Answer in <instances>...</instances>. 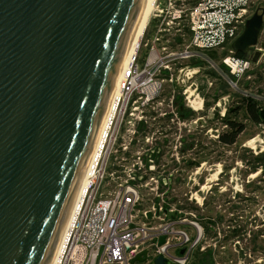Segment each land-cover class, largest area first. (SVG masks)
<instances>
[{
    "label": "water",
    "instance_id": "95a60500",
    "mask_svg": "<svg viewBox=\"0 0 264 264\" xmlns=\"http://www.w3.org/2000/svg\"><path fill=\"white\" fill-rule=\"evenodd\" d=\"M151 1L0 0V264L52 263ZM263 30L233 50L256 64Z\"/></svg>",
    "mask_w": 264,
    "mask_h": 264
},
{
    "label": "built area",
    "instance_id": "2783aa9c",
    "mask_svg": "<svg viewBox=\"0 0 264 264\" xmlns=\"http://www.w3.org/2000/svg\"><path fill=\"white\" fill-rule=\"evenodd\" d=\"M189 2H203V0ZM217 3L210 2L209 7L207 6L204 10L201 24L193 22V25L183 28L181 37L187 38L188 36L193 39L198 50L209 54L221 47L226 49L227 45L229 49L222 57L220 66L212 56L204 59L199 55L198 58L202 60V63H199L201 66L192 72L197 76V81L191 83L190 89L196 88L183 92L184 113H180L175 104L176 94L170 96L167 101L164 99L165 102H170L172 111L161 113L160 120L167 121L170 129L169 120L174 121L173 117L170 118L171 115L176 118L182 117L181 119L185 121L188 118L181 114H192L193 116V113L199 114L204 111L205 100L207 97L210 99V92L215 87L217 77L223 78L232 90L237 91V94L264 103V95L259 90L248 92L254 86L264 84L262 81L264 42L260 37L259 44L254 49L262 54L256 64L245 60L244 57H237V52L232 47L253 15L244 22V29L239 36L237 33L234 34L232 29L239 20L238 11L246 13V9L235 6L229 13L225 12L226 16H223L221 12L226 5L222 4L225 7L221 8ZM202 6L203 4H200V7L198 6L195 10L200 12ZM180 17L178 20L182 19V16ZM235 37L236 39L229 44L227 38ZM156 41H160L158 36ZM163 49L166 50L167 47ZM174 55L176 54H170V56ZM158 59L157 52L152 47L150 58L144 69L137 64V55L125 69L121 98L106 145V152L99 163L95 177L89 183L80 214L59 264H156L160 258L165 260V264L169 261L172 264H193L194 254L197 251L202 252L210 247L217 248L216 244H208L209 238L205 236L200 222L199 211L202 213L206 211L205 202L209 195L202 197V202L197 199L201 191V188H195L197 185L193 188L196 189L195 194L191 193L189 197L184 193L188 178L185 174L190 172L191 176L197 175L200 168L207 164V162L200 163L201 141L199 139L201 136L198 137L201 130L199 135L192 138L190 142H181L179 146L174 147L175 154L169 165L162 164L164 152L158 144L155 148L139 146V149L145 151L144 154H141L140 150L135 152L133 150L139 142L149 143L151 139L149 133L152 131L151 117H155L154 114L144 116V111L138 112L140 106L149 108L150 104L160 99L162 83L174 81L172 59L165 63L164 71L159 70V75L168 73L169 77L162 79V83H153L152 70L156 68ZM253 68L257 70L254 71ZM180 71L183 72V70ZM258 74H261V77ZM148 77V81L144 80ZM253 77L255 80H252ZM246 80L252 81V84L249 88L243 89L241 83ZM145 89L150 90V95H147ZM205 91L206 93L203 94ZM145 94L147 98L141 102ZM222 99L227 101L228 96ZM217 107L218 105H215L214 110L217 111ZM226 113L225 108L220 114L221 118H224ZM127 115L130 117L129 121H126ZM193 124L201 128L202 122L200 118H197ZM258 127L261 134H264V124ZM141 133L142 137L139 138L138 135ZM215 137L218 139L217 135ZM111 146L114 152H112L109 167L113 168L114 176L120 179L112 190L109 189L108 184L102 186L104 176L101 175V171H105L107 166L105 164L107 150ZM188 151L192 157L189 164L184 155ZM156 167L158 171L161 167L168 169L164 170L165 175L157 177ZM191 176L189 175L190 180ZM113 181H115L114 177ZM185 195L191 202H194L193 198L196 200V207H192L191 204L185 206L188 203ZM162 239L163 243H161ZM224 249L226 247L223 246L222 250ZM138 256H141L143 260H137ZM215 264H234V258L227 257L225 261H216Z\"/></svg>",
    "mask_w": 264,
    "mask_h": 264
},
{
    "label": "rangeland",
    "instance_id": "374dc122",
    "mask_svg": "<svg viewBox=\"0 0 264 264\" xmlns=\"http://www.w3.org/2000/svg\"><path fill=\"white\" fill-rule=\"evenodd\" d=\"M189 1L191 0H158V11L156 12V16L152 19L141 40L140 48L137 53V64H139V67L141 69L145 68L151 55V49L154 47L159 59L156 68L152 70L154 74L152 76L153 83H162V79H167L169 77L168 73L161 74L163 77L159 75V70L164 71L165 63H168V60L172 59L171 67L174 81L172 83L168 81L162 83L160 99L150 104L149 108L140 106L138 112L144 111V116L147 114H154L155 117H151L152 125H150V127L152 131L149 133V138H151L149 143L139 142L133 150L134 152L140 150V153L144 154L145 151L139 149V146L155 148L158 144L164 152L162 164L169 165L175 154L174 147L179 146L181 142H190L192 138L199 135L201 130V134L198 137L200 138L201 136L199 139L201 141V158H203V162H207V164H204L200 168L197 175L191 176V174H189L190 172L185 174L188 178L186 180L184 193L188 194L190 197L191 193L195 194L197 188H201L197 199H200L202 202V197L208 195L212 197V203L209 209H213L216 216H222L223 218V221L219 224V228H217L218 235L214 239L209 238L208 244H216L218 247L223 245L226 246V249H224L225 251L227 250L226 255L228 258H234V264H264V251H258L256 254L253 253V246L256 243L264 246V182H258L262 170L251 173L253 172L254 165L246 166L248 162H254V158L264 153V134H261L258 126L241 115L240 120L246 124V131L240 136L237 146L233 148L221 146L217 143L215 137L216 135L218 136L219 132L224 130L221 124L220 114L225 108L227 112L232 108H236L239 102L237 91L232 90L223 78L220 79V77L215 75L217 77L215 87L212 88L213 90L210 92V99L207 97L205 100L203 112L199 114L193 113L185 108V110L194 114L193 116L192 114H181L183 117L188 118L185 121L181 119L182 117L176 118L174 115H171L170 118H174V121L169 120L171 129L167 126V121L160 120L162 118L160 117L161 113L172 111L170 102H165L164 99L167 101L168 98L174 94L183 98V92L185 90H194L196 88L193 87L190 89L191 83L197 81V76L192 72L194 69L201 66L199 63H202V60L198 58L199 55L204 59H206L207 56L211 57V55H213V59L219 64L218 66H220L223 54L229 49L227 45L226 49L221 47L210 54L206 51L202 52L196 48L193 39L188 36L187 38L181 37L183 28L193 25V22L201 24L205 8L207 6L209 7L210 2H218L217 4L221 8L225 7L223 5H226L224 10L220 9L222 10L221 13L223 16L226 11L229 13L231 8L235 6H241V9H246V13L238 11L237 15L239 16V20L236 21V26L232 29L234 34L237 33L240 36L244 29V22L253 15L250 14L251 11H254L258 6L264 5V0ZM200 4H203V6L201 7V11L198 12L195 9L198 6L200 7ZM180 16H182V19L178 20L181 18ZM157 36L160 39L159 42L156 41ZM180 38H182L183 41ZM235 38H231L232 40L227 38L228 43L231 44ZM261 39L264 42V32L262 33ZM164 47H167V49H163ZM172 53L176 55L170 56ZM180 70H183V72ZM253 70L256 71L257 69L253 68ZM144 80L148 81L149 77L144 78ZM252 80H255V77H253ZM262 81H264V76ZM251 84L252 81H242L241 87L246 89L249 88ZM200 85H202L201 82ZM258 90L264 95V84L256 85L252 89H249L248 92L251 93ZM145 91L148 93L147 95H150V90L145 89ZM205 93L206 91L203 94ZM147 95H144L141 102L146 100ZM226 96H228L227 101L222 99ZM215 105H218L217 111L214 110ZM174 112L176 113L175 108ZM197 118H200L202 122L201 128L193 124V121ZM129 119L130 117L127 115L126 121H129ZM253 135L254 137H252ZM138 136L141 138L142 133ZM254 138H256V141L251 143L250 141ZM106 149L107 146L105 152ZM167 151H169V153ZM112 152H114V150L111 146L109 150H107L105 161L107 166L104 169L105 171H101V175L104 176L102 179V186L108 184L110 190L113 189L116 182H120V179L114 176L113 168L109 167ZM184 155L185 160L188 159L187 164H189L190 158H192L190 157V152L188 151L186 154L184 153ZM117 156H119V154ZM247 168H249V170ZM167 169L168 168L161 167L160 171H158L156 167V176L165 175L164 170ZM189 175L191 176V180L189 179ZM113 177L115 181H113ZM194 186H196V189H193ZM185 199L188 200L186 201L188 203H183L185 206L191 204L192 207H196V200L194 198V202L189 201L187 195H185ZM205 212H207V210ZM205 212L202 213L199 211V214H205ZM207 216L209 215L207 214ZM237 227L244 229L241 236L232 240L228 237L223 239L225 237L224 233H227L228 229L230 230L229 234H231L233 229ZM256 233H261L263 236H259L256 242H254ZM228 251H230V255ZM250 251H252V253ZM167 264L172 263L169 261Z\"/></svg>",
    "mask_w": 264,
    "mask_h": 264
},
{
    "label": "trees",
    "instance_id": "16d2710c",
    "mask_svg": "<svg viewBox=\"0 0 264 264\" xmlns=\"http://www.w3.org/2000/svg\"><path fill=\"white\" fill-rule=\"evenodd\" d=\"M224 55L225 53L223 54V56ZM236 55L239 58L244 57L241 53H236ZM211 56L213 57V55ZM258 76L261 77V74H258ZM175 104L179 109V112L184 113L182 106V98L178 97L177 95L175 99ZM262 110H264V103L257 102L250 97H244L239 95V102L236 108L228 110L226 116L224 118H220L224 130L222 132H219L217 143L227 148H233L234 146H237L240 136L246 131V124H244V122L240 120V116L243 115L254 125L259 126L260 124H264V121L262 120L260 115ZM252 137H254V135ZM203 161V158H201L200 156V162ZM252 164L254 166L253 172L251 173H256L257 171L262 170L261 177L258 182H264V153L261 156L254 158V162H248L246 166ZM247 169L249 170V168ZM207 200L208 202H205V208L207 212H205V214H201L200 222L204 229L205 236L207 238H212V236L216 237L218 235L217 228H219V224L223 221V218L222 216H216L213 209H209V207L211 206L210 204L212 203V197H209ZM207 214L209 216H207ZM227 231V233H224L225 237L223 239L228 237L232 240L241 236L244 232V229L238 227L234 228L231 234H229V229ZM261 235L263 236V234L261 233H256L254 236V242H256V239L259 238V236ZM223 246H217V248L210 247L202 252L197 251L194 254L193 264H215L216 261H225L227 259V250L223 251ZM254 246V254H256L258 251H264V246L260 245L259 243H256ZM250 252L252 253V251ZM228 254L230 255V251H228Z\"/></svg>",
    "mask_w": 264,
    "mask_h": 264
},
{
    "label": "bare ground",
    "instance_id": "6f19581e",
    "mask_svg": "<svg viewBox=\"0 0 264 264\" xmlns=\"http://www.w3.org/2000/svg\"><path fill=\"white\" fill-rule=\"evenodd\" d=\"M157 11H158V0H152L150 7L148 8V10L146 12V15L143 19V22H142L140 29L137 33V36L135 38V41H134V44H133V47H132V50H131V53H130V56H129V59H128V62H127L125 69L128 68V66L133 61L134 57L137 55L139 48H140L141 40H142L149 24L151 23L152 19L155 17V14ZM125 69H124V72H125ZM124 72H123L121 78L119 79L116 90L113 93L112 99L108 105V108H107L108 111H107L105 118L103 120V123L101 125V128H100L98 137L96 139L92 155L90 157V160H89V163L87 166V169L85 171V174L82 177L81 183L79 185V188H78V191H77V194L75 197V201H74L73 206L71 208L69 219L67 221V224H66L65 230L63 232L62 238L60 240L58 249L56 251V254H55L54 259H53L51 264H59L61 262V260L64 256V253H65V250H66V246H67L69 239H70V236L73 232L74 225H75L77 218L80 214L82 205L84 203L86 194L88 192L89 183L95 177V175L99 169V163H100V161L104 155L106 145L109 141V136H110L112 124H113V121H114L115 116L117 114V108H118V104H119V101L121 98V93H122V82L124 80L123 79ZM253 141H256V138L252 139V141H250V142L252 143Z\"/></svg>",
    "mask_w": 264,
    "mask_h": 264
},
{
    "label": "flooded vegetation",
    "instance_id": "af4514ba",
    "mask_svg": "<svg viewBox=\"0 0 264 264\" xmlns=\"http://www.w3.org/2000/svg\"><path fill=\"white\" fill-rule=\"evenodd\" d=\"M261 7H264V5H261V6L256 7V8L254 9V11H251L250 14H253V15H254V13L257 11V9H259V8H261Z\"/></svg>",
    "mask_w": 264,
    "mask_h": 264
}]
</instances>
